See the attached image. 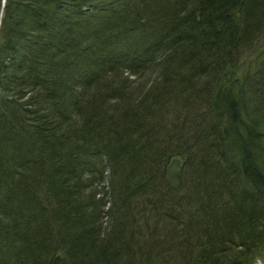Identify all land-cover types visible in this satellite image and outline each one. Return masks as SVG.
Listing matches in <instances>:
<instances>
[{"label":"trees","instance_id":"16d2710c","mask_svg":"<svg viewBox=\"0 0 264 264\" xmlns=\"http://www.w3.org/2000/svg\"><path fill=\"white\" fill-rule=\"evenodd\" d=\"M262 39L264 0H4L0 264L262 258Z\"/></svg>","mask_w":264,"mask_h":264},{"label":"rangeland","instance_id":"374dc122","mask_svg":"<svg viewBox=\"0 0 264 264\" xmlns=\"http://www.w3.org/2000/svg\"><path fill=\"white\" fill-rule=\"evenodd\" d=\"M4 0H0V17L2 15V9ZM264 55V39L260 40L252 49L242 54L237 66L234 68L233 76L237 79L244 73L251 71L259 59ZM181 159L174 157L169 160L166 170V175L171 183H175V177L181 166ZM255 264H264V256L257 260Z\"/></svg>","mask_w":264,"mask_h":264}]
</instances>
